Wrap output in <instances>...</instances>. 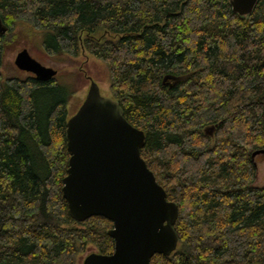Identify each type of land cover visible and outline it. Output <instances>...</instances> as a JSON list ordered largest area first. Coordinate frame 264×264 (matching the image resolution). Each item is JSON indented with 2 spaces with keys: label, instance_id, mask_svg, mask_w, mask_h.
<instances>
[{
  "label": "trees",
  "instance_id": "16d2710c",
  "mask_svg": "<svg viewBox=\"0 0 264 264\" xmlns=\"http://www.w3.org/2000/svg\"><path fill=\"white\" fill-rule=\"evenodd\" d=\"M12 32H41L50 55L104 61L111 96L144 131L148 168L178 206L175 251L151 264H264V0L247 17L227 0H0ZM0 264H75L88 244L114 249L112 222L70 217L62 196L67 103L56 78L2 73ZM165 75H186L174 86ZM213 125L212 135L205 128Z\"/></svg>",
  "mask_w": 264,
  "mask_h": 264
},
{
  "label": "water",
  "instance_id": "95a60500",
  "mask_svg": "<svg viewBox=\"0 0 264 264\" xmlns=\"http://www.w3.org/2000/svg\"><path fill=\"white\" fill-rule=\"evenodd\" d=\"M259 0H227L231 10L247 17ZM7 27L0 20V34ZM14 65L39 81L55 78L57 70L42 64L27 48L20 49ZM186 75H165L164 84L174 86ZM214 126L205 128L212 135ZM69 158L62 182V196L76 221L100 215L112 222L108 234L114 249L109 254L90 252L82 264H151L155 254L175 251L178 236L174 223L177 204L167 199L163 187L140 154L144 131L124 117L119 102L100 93L91 81L80 106L66 121ZM264 148L252 152L251 158Z\"/></svg>",
  "mask_w": 264,
  "mask_h": 264
},
{
  "label": "rangeland",
  "instance_id": "374dc122",
  "mask_svg": "<svg viewBox=\"0 0 264 264\" xmlns=\"http://www.w3.org/2000/svg\"><path fill=\"white\" fill-rule=\"evenodd\" d=\"M40 37L41 32L39 30L26 24H18L12 32H6L2 73L7 76L23 77L26 72L14 65V57L20 49L27 48L29 53L42 64L57 70L55 78L59 83L74 91L67 103L68 116H71L82 103L91 81L98 84L102 95H112L109 88L110 73L104 61L85 50H81L74 57L64 53L50 56L43 51L42 38L40 39ZM254 161L256 163V175L253 184L262 185L264 184V155H256ZM96 251L94 245L88 244L87 249L78 254L75 264H82L87 254Z\"/></svg>",
  "mask_w": 264,
  "mask_h": 264
},
{
  "label": "flooded vegetation",
  "instance_id": "af4514ba",
  "mask_svg": "<svg viewBox=\"0 0 264 264\" xmlns=\"http://www.w3.org/2000/svg\"><path fill=\"white\" fill-rule=\"evenodd\" d=\"M162 255V254H161ZM154 256V255H153Z\"/></svg>",
  "mask_w": 264,
  "mask_h": 264
}]
</instances>
